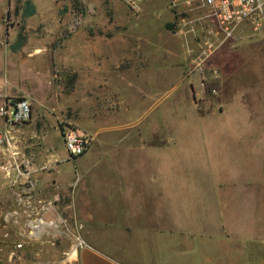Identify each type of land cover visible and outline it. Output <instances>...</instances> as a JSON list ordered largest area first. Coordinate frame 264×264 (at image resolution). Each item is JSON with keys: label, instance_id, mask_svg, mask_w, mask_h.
Segmentation results:
<instances>
[{"label": "crops", "instance_id": "1", "mask_svg": "<svg viewBox=\"0 0 264 264\" xmlns=\"http://www.w3.org/2000/svg\"><path fill=\"white\" fill-rule=\"evenodd\" d=\"M72 6L70 0H0V108L8 111L23 98L31 110L21 125H7L0 184L42 185L49 177L62 184L63 157L52 143L63 142L58 120H64L90 140L71 157L75 178L83 180L73 208L86 217L78 264H264V208L256 207L250 186L256 160L264 157L233 143L253 127L244 125V111H259L252 100L264 104V51L226 47L203 63L231 72V143L218 147L221 113L199 115L193 106L196 50L178 49L163 59L154 54L151 65L141 53L139 62L114 75L111 65L80 62L81 51L106 52L76 43L83 32L61 38ZM19 37L23 42L14 48ZM161 60H185L189 77L162 78L154 67ZM113 81L123 97V127L91 114V105L105 102L103 91L97 99L91 89L112 88ZM209 119L220 123L209 126Z\"/></svg>", "mask_w": 264, "mask_h": 264}, {"label": "rangeland", "instance_id": "2", "mask_svg": "<svg viewBox=\"0 0 264 264\" xmlns=\"http://www.w3.org/2000/svg\"><path fill=\"white\" fill-rule=\"evenodd\" d=\"M70 1L73 6L68 11L61 38L65 40L77 31L83 32L85 37L76 40V43L85 47L90 44L88 47H92L91 49L106 51L104 56L102 54L95 56L94 50L81 51L79 53L81 63L89 60L92 64L111 65L113 74L118 76L119 70L123 69L125 64L135 65L139 62L136 61V56H140L141 53L144 56L143 64L151 65L148 57L154 54L163 59L170 57L169 53L178 49L198 50L201 33L199 31L191 33L184 27H179L178 18L170 9L168 0H143L137 12L129 10L118 0ZM74 21L77 22L76 27L69 32L67 26ZM253 32L256 31H253L250 25L242 23L235 31L234 39L211 55L222 48L227 47L231 50L239 46L255 47L261 52L264 51V28L259 29L257 35ZM73 44L69 43L67 47L76 46ZM205 61H208V57ZM184 62L185 60L177 63L161 60L155 63L154 67L160 69L162 78L187 79L189 71L184 67ZM218 63L224 67L226 61L220 59ZM205 67L207 71L204 73L196 72L200 78L201 75L215 69L209 63ZM197 78L198 76L195 84L190 87L195 111L199 115L221 113L223 117L221 123L219 120L209 119L208 124L215 127L220 123L222 135L217 146L230 147L232 136L226 130L232 124L231 118L234 113L231 102L230 68L223 71L216 68L214 75L208 78L209 81H206L202 88ZM112 84L114 85L112 88L91 89V96L97 99L101 91L105 93V102L91 105L93 108L91 114L95 119L102 120L103 124L123 127V97L120 96L121 93L119 94L116 81ZM65 90H70L69 86L65 87ZM111 92L113 94L108 97L107 93ZM226 95L228 98L224 102L222 97ZM252 101L250 107L255 106L259 111H244L246 118L244 125L253 127L248 135L233 137V143L238 144L235 147H251V150H255L256 158L260 155L264 157V119L255 120L259 115L264 116V111L259 109L264 108V104L254 103V99ZM70 115L71 111L65 110V117ZM58 121L63 130L73 129L63 126L64 120ZM52 144L63 157L62 184L56 183L54 177H49L48 183L42 185L34 182L0 184V264H78V250L84 245L82 219L86 217L74 210L73 192L78 194L83 180L75 178L73 160L64 149L61 138L58 137ZM260 162L256 160V168L258 166L261 168H257L250 186L258 196L256 207L264 208V198L259 200V197H264V161ZM73 244L77 246L76 255L68 260L67 253Z\"/></svg>", "mask_w": 264, "mask_h": 264}, {"label": "built area", "instance_id": "3", "mask_svg": "<svg viewBox=\"0 0 264 264\" xmlns=\"http://www.w3.org/2000/svg\"><path fill=\"white\" fill-rule=\"evenodd\" d=\"M129 10L137 12L143 0H118ZM170 9L178 18V26L202 35L197 50V72L204 73L203 66L207 57L218 48L228 45L234 39V33L242 23L250 25L253 31L264 28V0H168ZM77 22L67 26L73 31ZM206 75H198V82L204 87L206 81L216 72L210 70ZM0 115H5L4 125L0 126V143L8 137L7 125H21L30 116V104L19 98L12 103L10 109L0 108ZM87 136L67 129L63 132V146L70 157L81 155L88 147Z\"/></svg>", "mask_w": 264, "mask_h": 264}, {"label": "bare ground", "instance_id": "4", "mask_svg": "<svg viewBox=\"0 0 264 264\" xmlns=\"http://www.w3.org/2000/svg\"><path fill=\"white\" fill-rule=\"evenodd\" d=\"M76 249H77L76 244H73V246L71 247L70 251L67 253L68 260H70L71 258L75 257V255H76Z\"/></svg>", "mask_w": 264, "mask_h": 264}, {"label": "trees", "instance_id": "5", "mask_svg": "<svg viewBox=\"0 0 264 264\" xmlns=\"http://www.w3.org/2000/svg\"><path fill=\"white\" fill-rule=\"evenodd\" d=\"M22 42H23L22 37H19V38L15 41V43L13 44L14 48L19 47V46L22 44Z\"/></svg>", "mask_w": 264, "mask_h": 264}]
</instances>
